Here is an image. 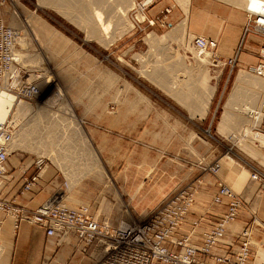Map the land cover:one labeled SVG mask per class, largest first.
Instances as JSON below:
<instances>
[{
    "label": "rangeland",
    "instance_id": "rangeland-1",
    "mask_svg": "<svg viewBox=\"0 0 264 264\" xmlns=\"http://www.w3.org/2000/svg\"><path fill=\"white\" fill-rule=\"evenodd\" d=\"M136 1L111 0V8L108 9L102 7L96 0H51L46 5L41 4L40 0H0V11L5 14L3 20L16 28L20 32V39L23 37L26 42L25 47L19 44L18 54L23 65L31 73L30 79L38 78L37 81L41 86L46 85L44 95L39 101L30 104L28 100L20 98V101L23 100L34 108L35 114L21 115L19 121L14 119L18 129L24 125L28 128L26 129L28 141L24 148H17L19 152L11 156V173L19 171V169H27L25 176L29 175V172L39 171L41 176L48 173L60 174L61 188L64 187L65 182L69 185L68 198H70V192L80 190L82 185L87 183L89 190L100 196L101 200L96 205L97 213H104L112 224L147 219L153 209L150 210L142 204L137 206V203L142 200L144 202L152 200L154 196H131L123 193L117 187L86 124L81 120L80 113L83 109H87L89 112L105 110L114 116L115 125H117L120 122L123 123L122 119L128 118L137 122V110L145 108L147 128L149 129L145 140L142 138L144 126L135 130L130 127V129L115 133L120 138L118 145L120 162L123 152L133 143L138 146L139 150L138 154L135 153L131 156V159L132 162L138 164L145 158L144 153L140 155L141 148L148 147L154 140L156 145L152 149L153 152L149 153L151 159L157 153L160 157L163 156V160L170 156L178 157L180 162L189 169L203 167L215 160H221L223 163V158L236 164L243 171L250 172L249 165L258 167L255 165L257 161L255 162L245 153L240 141L232 137L231 131L237 130V127L233 128L237 125L236 122L231 123V131L225 134L218 132V124L226 110L225 104L232 91L236 76L241 71L240 69H244L246 73L250 74L244 67L251 64H246L243 67L237 65L234 68L230 65L214 67L209 56L210 60L205 62L202 68L206 69L213 77L212 85H216V90L208 108L205 107L207 110L202 117L203 111L198 110H203L208 93L206 87L198 86L200 85L199 77L188 73L196 61L193 53V49H196L193 48L188 37L190 33H187L186 27L183 41L179 38H170L172 36L170 32L174 31L173 28L184 22L187 26L188 7L185 6L187 0H161L149 8L146 14L137 15L139 20L142 19L140 16L143 19L146 16L150 19L158 16L159 19L154 25H150L148 20L142 23L137 21V12L133 9V3ZM221 1L235 5L226 0ZM166 6H174L166 20L167 24L161 20L162 11ZM129 7L131 8L127 15L120 20V24H117L119 19L114 16ZM95 8H101L103 14L107 16L106 21H110L108 39L106 38L105 42L90 33L89 27L92 20H96L93 14ZM174 13H178V16L181 13L182 17L174 21L171 19V14ZM185 18L186 21H184ZM163 35H167V41L165 39L158 41L154 38ZM255 40L256 38L249 37L245 45H243L244 42L242 43L243 54L251 51L249 43H254ZM201 56L204 57L202 54ZM253 56L257 60L255 52H253ZM177 59H181L180 63ZM182 80L184 81L182 82ZM171 85L174 86L172 88L174 90L186 91L184 102L176 99L169 92L167 87ZM52 90L54 91L52 96L57 95L60 98L59 101L54 104L48 101L43 102L45 95L50 94ZM137 91L144 95V98ZM243 98L244 96L240 102L244 101ZM165 104L178 113V125L172 124L170 115L163 111ZM42 106H46L47 109H41ZM71 111L76 115L77 125L86 132L97 153L101 161L100 164L103 166L101 170L98 169L99 166L95 167L98 164L91 158L83 160L86 156H83L85 152L82 149H79L78 154L72 151L69 158L60 162L52 159L51 156L54 155L55 148L48 146L45 142V139L49 140L52 135L49 136V132L46 133L43 127H46L50 120L57 121L59 119V122H63L64 119H70ZM245 112L247 113V110ZM37 113H40L41 116ZM42 113H44L43 117ZM206 113H208L207 117ZM10 117L13 119L12 116ZM204 117H206V125L201 124ZM187 119H190L194 125L187 127ZM151 123L154 124V127H150ZM74 129L72 124L70 128L62 129L60 127L55 133L65 134L68 132V136H70ZM253 131L256 130L253 129ZM73 136L72 140L75 139ZM169 139L175 140V146L171 148L164 146V143ZM260 151L264 155L263 147ZM170 152L171 154H169ZM219 152L221 155L218 154ZM79 153L84 158L79 156ZM209 157L211 162H209ZM188 168L181 172L185 173L189 170ZM258 168L262 170L260 167ZM133 172L138 173L137 166L134 167ZM203 172L206 173V171ZM23 177L24 175L22 180ZM136 180L138 182L139 179ZM66 202L71 206H78L70 204L67 200ZM82 204H87L92 208L94 203ZM0 245L2 246L1 242ZM256 246H258L260 254L259 242L256 243ZM259 254V258L264 257Z\"/></svg>",
    "mask_w": 264,
    "mask_h": 264
},
{
    "label": "built area",
    "instance_id": "built-area-1",
    "mask_svg": "<svg viewBox=\"0 0 264 264\" xmlns=\"http://www.w3.org/2000/svg\"><path fill=\"white\" fill-rule=\"evenodd\" d=\"M161 0H137L134 2L136 19L139 23L148 20L154 25L155 18L145 17L142 21L138 14L147 12ZM174 6H166L162 11V21L167 24L169 14ZM248 22L244 27L242 43L250 34L258 36L259 47L255 51L257 62L244 67L247 72L264 79V12L246 9ZM193 46L201 53H210L211 64L214 67L230 65L234 68L242 65L239 60L242 43L235 55L222 61L217 52L218 40L202 35L188 34ZM20 32L0 18V89L24 98L29 103L37 102L43 97L38 78L30 79V71L23 65L17 52ZM48 83V82H46ZM45 101V97L43 102ZM250 117L259 122L253 127L264 136V100L255 111H249ZM17 124L12 119L0 121V211L10 214L16 222L26 221L39 225L46 231L48 237L66 239L74 234L81 242L82 250L87 252L93 246L103 250L104 254L97 264H264V257L254 254L253 248L257 241L255 230L264 231L263 224L255 212L248 208V202L220 177L221 160H215L205 166L215 178L217 190L212 197L216 205L226 204V210L219 216L216 223L209 229H201L203 217L194 219L188 234L179 233L188 214L194 209L201 178L191 180L168 195L150 212L143 221L112 224L106 219L96 216L89 205L71 206L66 202L69 185L65 182L51 198L35 210L20 206L14 199L6 196V188L11 181V156L18 152L14 146V135ZM251 179L259 182L264 188V171L254 165H249ZM24 170L21 193L33 190L41 179L40 171L29 175ZM242 210H248L252 222L244 226L236 235L238 248L236 251H217L219 244L231 245L227 241L228 226L235 222ZM3 221L0 218V226ZM199 236L201 243L195 242ZM264 251V241L259 242ZM259 254V253H258Z\"/></svg>",
    "mask_w": 264,
    "mask_h": 264
},
{
    "label": "crops",
    "instance_id": "crops-1",
    "mask_svg": "<svg viewBox=\"0 0 264 264\" xmlns=\"http://www.w3.org/2000/svg\"><path fill=\"white\" fill-rule=\"evenodd\" d=\"M177 14H171V19L175 21L182 17L181 13L179 16ZM3 15L5 14L0 11V18H4ZM247 22L248 17L244 7L231 5L221 0H190L187 14V33L217 39V52L222 61L228 60L237 52L242 43L244 27ZM249 37L256 38V40L254 43H249L251 53L243 54L242 51L240 52L239 60L242 65L254 64L257 61L253 52L258 49L260 38L250 34L246 37L243 45ZM163 108V111L170 115L171 123L178 125V113L166 104ZM137 113V122L128 118L122 119L123 123L120 122L117 125H115L114 116L105 110L89 112L87 109H83L80 115L92 140L104 158L117 187L123 193L131 196H154L152 200L140 201L137 206L142 204L151 210L180 186L190 180L201 178L203 183L199 187L195 207L188 214L179 233L188 234L191 230V222L201 217L204 219L200 230L211 228L226 210L227 205L225 203L216 205L212 202L217 185L214 176L205 170L206 164L203 167L198 166V168L189 169L180 162L178 157L170 156L163 160V156L160 157L159 153L151 159L149 153L153 152L152 149L156 145L154 140L150 142L148 147L141 148L142 153L140 155L144 153L145 158L140 160L138 164L132 162L131 159V156L135 153L138 154L137 151L139 150L138 146L133 143L123 152L122 161H119L118 145L120 138L116 136V131L130 129V127L135 130L144 126L142 138L146 139L149 130L146 121L147 113L145 108H139ZM174 117L176 119H173ZM206 117L203 118L202 125H206ZM186 125L189 127L190 125L193 126L194 123L187 119ZM150 127H154V124L151 123ZM174 143V139H169L164 143V146L171 148L175 146ZM218 154L221 155L220 152ZM222 160L224 162L220 170V177L248 202V208L255 212L264 226V188L260 187L259 182L251 179V171H243L236 164H232L224 158ZM254 160L257 161L255 165L264 170V165L259 160ZM209 162H211V158ZM136 166L138 173L133 172ZM185 168L189 170L185 173L181 172ZM31 173L29 172V174ZM23 175L24 170L22 169L10 173L11 181L6 188V196L14 199L17 204L28 210L38 208L60 190L62 185L60 174L48 173L41 176L38 185L33 190L21 193ZM136 179H139L138 182ZM70 193V198H68V191L65 198L70 204L94 203L91 208L92 212L101 219H108L104 213H97L96 205L101 199L98 194L89 190L87 183L82 185L80 190ZM0 218L3 221L0 226V242L2 243V246L0 245V264H97L104 254L103 250L97 246H93L84 252L81 242L74 234L60 240L58 237H48L45 229L39 225L30 224L26 221L16 222L15 218L8 213L0 211ZM251 222V213L248 210H242L237 220L228 226L226 239L231 245L221 243L216 250L232 249L236 251L238 248L237 233ZM254 238L257 242L264 241V231L259 228L256 229ZM195 242L201 243L198 235L195 237ZM253 251L257 256L259 253L258 246L255 245Z\"/></svg>",
    "mask_w": 264,
    "mask_h": 264
},
{
    "label": "bare ground",
    "instance_id": "bare-ground-1",
    "mask_svg": "<svg viewBox=\"0 0 264 264\" xmlns=\"http://www.w3.org/2000/svg\"><path fill=\"white\" fill-rule=\"evenodd\" d=\"M49 1H51V0H40V3L43 5H46L49 3ZM96 1L100 2V5L102 7H106L108 9L111 8V0H96ZM226 1L232 2L233 4H235L239 7H242V8L244 7L245 10L247 8H250L253 11L264 12V0H226ZM51 5H54V4H51ZM133 5H134V3H133ZM185 6L188 7L187 8V14H188L189 6H190V0L186 1ZM130 8L131 7L127 8L126 10H121L120 12H118L119 14L117 13L118 15L114 16V17H116V19H119L117 24L121 23L120 20L124 19V16L127 15V12L129 11ZM93 14L95 15L97 21L94 19L92 20V24L89 27L90 33L92 35H95L98 39L104 40V42H105L106 38L108 39L110 21L109 22L106 21L107 16H105L103 14V11L101 10V8H95V11ZM141 18L143 19V17L140 16V19ZM184 21H186V18ZM126 25L128 26V24H126ZM129 27H130V24H129ZM186 27H187L186 23L184 22L181 25H178L175 28H173L174 31H173V33L170 32V34H172V36L169 35V36H171L170 38H173V39L179 38L181 41H183ZM169 36H168V38H169ZM156 37H157V35H156ZM156 37H154V38L157 39L158 41H163L164 39L165 40L167 39V35H163L159 38H156ZM18 43L20 45H22L23 47H25V45H26V42H25L23 37L21 39L19 38ZM193 48H195V47H193ZM18 52H17V55L19 57ZM193 53L195 55L194 58L196 59V61H195L194 65L192 64L193 68L190 70L188 69L189 70L188 73L192 74V76H198L199 80H200V85H198V86L202 87V88L206 87V90L208 93V96L206 97V100L204 101L203 110H198L200 112L203 111V113L201 114L203 117L206 110H207V109H205V107L208 108V105L210 104V102L212 100L213 94L216 90V85H212V78L213 77L211 76V74L208 71H206V69L202 68L203 64L210 60L209 59L210 53L205 52L204 54H202V55H204V57L201 56V53L197 49L196 50L193 49ZM21 55H22V53H21ZM19 59L22 62V59L20 57H19ZM179 60H181V59H179ZM179 60H178V63H180ZM182 62H184V61H182ZM240 70H239L240 72L236 76V80L234 82L232 91H231L230 95L228 96V100L225 104L226 110L224 111L222 118L218 124V132L225 134L226 132L231 131V129H232L231 123L236 122L237 125L233 126V128L237 127V130L231 131L233 139L235 138L238 141H240L242 147L246 151L245 153H247V155L249 157L256 159V160H259L264 165V155L260 151V149L262 147L264 148V136L258 134L256 131H253V127L255 125H257L259 122H257V120L250 117V115H249V111L250 110L255 111L256 109H258L260 107L262 101L264 100V79L258 78L251 73L248 74L245 72L244 69H240ZM242 70H244V71H242ZM181 76H183V75H181ZM162 81H163V78H162ZM183 81L184 80H182V82ZM41 87H42V91L44 92L46 85H43ZM173 87L174 86L171 85V86H168L167 89L169 90V92H171V94L174 95V97L176 99L184 102V100H185L184 94L186 91H184V90L181 91V90H177V89L174 90V89H172ZM137 92L140 94L139 91H137ZM53 93H54V91L52 90L50 92V94L45 95V101L44 102L48 101L49 103L51 102L52 104L58 102L60 98L57 97V95L52 96ZM141 96H142V98H144L143 97L144 95H141ZM243 96H244V98H243L244 101L240 102V100ZM61 101H62V99H61ZM241 105H243V107H241ZM41 109L44 110L47 108H46V106H42ZM246 110H247V113L245 112ZM34 111H35L34 108L30 107L28 105V103L24 102L23 100L20 101V99L17 96H15V94L10 93L4 89H0V121L12 119L10 117V116H12L13 117L12 120L14 122H16V121L20 120L21 115H26V114L34 115L35 114ZM40 111L42 112V110H40ZM194 111H195V109H194ZM46 113H48V112L46 111ZM195 113H197V112H195ZM38 115L41 116L40 113ZM43 116H44V113H42V117ZM72 124L74 125L75 129H74V132L70 134V136H68V132L65 134H62L59 132L55 133V131L59 130L60 127H62V129L66 128V127L70 128V126ZM43 128H45L46 133L49 132V136H50V134L52 135V138L50 137L49 140L45 139V142L48 144V146H54V148H55V151L53 150L54 155L52 154V156H51L52 159L60 162L64 159H66L68 156L70 157V155H72V151H75L73 153L78 154L79 149H82L85 152V154L83 156H86V157L85 158L82 157L80 153H79L80 154L79 156L84 158L83 160H85L86 158L87 159L91 158L92 160L97 162L98 165L95 166L96 168L98 166H99L98 169H100V170L103 168V166L100 164L101 161H100L97 153L95 152L86 132L84 130H81L79 128V125H77L76 115L72 111H71V118L70 119H64L63 122H61V121L59 122V119L57 121L50 120L49 122H47L46 127H43ZM26 129H28V128L24 125V127L23 126L19 127V129H17L15 132L14 146L18 149L24 148L27 145L26 141H28V139H27V135H26V133H27ZM46 133H44V134H46ZM72 135H74L73 137H75L74 140L71 139ZM40 136H42V135H40ZM45 138H46V136H45ZM42 139H43V137H42ZM76 145H78L79 147L77 148ZM38 147H39V145H38ZM40 148H41V144H40ZM18 152H19V150H18ZM91 165H93V164H91ZM106 183H108V182H106ZM125 223H128V222H124V221L121 222V224H125ZM260 252H261L260 256H262L263 250L260 249Z\"/></svg>",
    "mask_w": 264,
    "mask_h": 264
}]
</instances>
